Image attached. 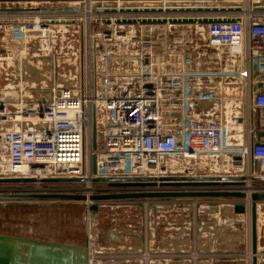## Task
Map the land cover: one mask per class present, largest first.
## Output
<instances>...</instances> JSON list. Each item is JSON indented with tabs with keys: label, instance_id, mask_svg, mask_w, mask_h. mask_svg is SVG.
I'll return each mask as SVG.
<instances>
[{
	"label": "built area",
	"instance_id": "1",
	"mask_svg": "<svg viewBox=\"0 0 264 264\" xmlns=\"http://www.w3.org/2000/svg\"><path fill=\"white\" fill-rule=\"evenodd\" d=\"M183 3L182 0L0 1V8H8L0 10L3 32L0 42L14 45L13 55L17 58L14 82L18 81L8 89L15 93L13 99L0 91V178L84 177L83 191L89 196L109 191V187H96L94 176L153 177L158 173L156 167L161 157L177 155L190 161L205 156L208 164L219 163L222 167L214 166L211 175L187 172L177 176H245L248 179L245 186L209 188L241 189L247 193L245 199H109L98 201L99 210L121 208L125 203H135L133 206L141 208L145 203L156 208L170 199H176L174 205H183L192 199V207L195 211L200 209L199 213L211 208L221 212L220 208L233 209L236 201H242L246 213L237 216L248 220L251 236L250 195L257 189L251 179L264 181V136L259 139L264 129L255 124L256 114L264 109V11L246 14L243 7L237 13L240 19L235 22L208 24L141 23L143 18L193 14L120 11L122 7L162 4L165 8ZM245 4L248 6V0H244ZM230 14L225 12L222 16ZM130 18L137 22H120ZM71 30L72 37L77 33L71 39L74 43H68L70 39L65 37ZM64 53L70 54L73 64L63 65ZM28 55L48 62L45 85L31 87L26 81ZM27 90L46 95L28 99L22 95ZM93 105L97 149L91 148L88 153ZM19 115L24 116L23 120L18 119ZM93 153L97 155L96 175L91 169ZM166 169L161 167L160 171L174 176L168 175ZM37 184L42 188L43 183ZM16 190L0 188V192ZM143 199L146 201L137 202ZM90 204L92 201L86 200V205ZM263 204L264 200L257 201L258 260L264 259V246L259 249V239H264ZM87 237L89 245L90 236ZM110 256L105 252L92 253L89 246L90 264ZM139 256L146 264L187 257L194 261L238 259L232 258L229 251L204 253L197 249L190 254L151 255L147 246ZM241 256L251 264V248Z\"/></svg>",
	"mask_w": 264,
	"mask_h": 264
},
{
	"label": "water",
	"instance_id": "2",
	"mask_svg": "<svg viewBox=\"0 0 264 264\" xmlns=\"http://www.w3.org/2000/svg\"><path fill=\"white\" fill-rule=\"evenodd\" d=\"M19 1V0H0ZM176 1V0H173ZM183 4L177 6L170 4L165 8L159 6H145L138 8L134 6L122 7L121 12H179L192 13V16L182 17H162L143 18L141 23H200L208 24L215 22H235L240 19L237 14L243 10L244 0L240 2H226L221 4L203 3L208 0H182ZM192 1V2H191ZM223 1V0H215ZM196 2V3H195ZM200 4V5H197ZM196 4V5H194ZM248 6L256 11H264V0H248ZM8 8H0L7 10ZM15 10L17 8H10ZM225 12H231L229 16H222ZM199 15V16H198ZM201 15V16H200ZM122 23H136V19H123ZM264 136V132L259 133V139ZM91 148L97 149V120L96 108L92 107V128H91ZM92 173H97V155L93 153L91 157ZM245 176H164L159 180L156 177H118L103 176L92 178L93 182L107 183L109 190L90 194L82 192H72L68 189H17L13 192H0V205H27L31 203L62 204L64 202H81L93 214L99 211L98 201L109 199H131V198H181V197H224L238 200L245 199L247 193L244 190H200L199 186H245L247 185ZM250 180V179H249ZM251 180L263 181L261 178ZM86 178L74 177H52L42 178H0V183H74L85 182ZM177 186V190H158L166 186ZM108 189V188H107ZM156 189V190H155ZM251 264H258V225H257V201L264 200V191H254L251 193ZM92 204L86 205V200ZM235 214H245L246 206L242 201H236L233 205ZM143 238V237H142ZM0 264H90L88 237L84 245L45 241L33 237L0 234Z\"/></svg>",
	"mask_w": 264,
	"mask_h": 264
},
{
	"label": "rangeland",
	"instance_id": "3",
	"mask_svg": "<svg viewBox=\"0 0 264 264\" xmlns=\"http://www.w3.org/2000/svg\"><path fill=\"white\" fill-rule=\"evenodd\" d=\"M196 5V4H194ZM197 5H200L197 3ZM2 29H0V37L3 35V32H1ZM73 30L70 31V33H67L65 37L69 38L70 40L68 43H74L73 40L75 37H77V33L75 32V36L72 37L71 33ZM8 35V34H6ZM5 35V37H6ZM157 36V35H156ZM161 37V36H157ZM60 46H63L62 43H60ZM13 48L14 45L11 43L5 44L0 42V91L2 92L4 90V94L8 96H12V99L16 96L15 93L12 91H8L9 87H12L17 72L14 70L16 67V57L13 55ZM69 55L63 54L62 62L63 65L67 63V65L73 64V60L69 58ZM28 64H30V70L28 69L27 73V79L26 81L30 83V85L33 84V80H36L35 71L33 68V64L40 63V65H43V74L48 71L49 64L48 62L43 58H34L32 59L31 55L26 56ZM41 59V60H40ZM15 64V65H14ZM27 64V66H29ZM23 97L28 99H34L35 97H44L46 94H36L34 92H30L27 90V92H23ZM18 98L21 99L20 95H18ZM209 160L205 158V156L200 157L197 160H184L180 158L177 155H171V156H164L161 157L159 160V169L167 168V174L168 175H183L187 172L193 173L194 175H211L213 173V167L217 166V168L222 167V165L218 164H208ZM192 168L193 171H187V169ZM165 170V169H163ZM220 170V169H219ZM252 184H255L256 190L264 191V182H256L254 181ZM85 183H44L41 185L42 189H68L72 192H82L83 186ZM96 187H108L107 183L104 182H96L94 184ZM1 189H19L22 188L23 190L20 191H26L24 189H33L38 188L37 183H8L3 184L0 183ZM197 189L204 190L209 189L210 186H199L196 187ZM177 190L181 189L177 186H166L158 188V190ZM111 191L113 189H110ZM109 190V191H110ZM156 190V189H155ZM6 192V191H4ZM191 198V197H188ZM163 199H169V198H163ZM175 200L176 199H170L166 205L163 206H146L147 204L144 203V207H135L134 204L125 203L121 204V208H107L103 207L101 208V217L102 221L99 225L97 224V220L93 217V213L88 210L84 203L81 202H64L62 204H46V203H31L27 205H0V234H9V235H16V236H24V237H33L40 240L45 241H54V242H60V243H69V244H75V245H84V242L87 238V235L93 233L94 228L96 229V225L101 228V230L108 231V227L111 225H114L115 222L113 220L115 218H119V221H117V225L122 227L126 223H133V224H139L141 221L142 215L143 217L148 215L150 213V209L155 208V212H163L166 213L168 218H174L175 214L177 213H191L194 214L195 208L192 207V199H187L185 202L182 200L183 203L190 204L191 206H183L186 207L183 210H179L177 206H175ZM178 200V199H177ZM180 200V199H179ZM209 199H204V201H207ZM145 199L139 200L137 202H144ZM131 205V206H129ZM11 206V207H10ZM145 210V208H148ZM222 211V208H220ZM188 210H191L188 212ZM200 210V209H199ZM199 210L196 209V213L199 214ZM263 210H264V204H263ZM214 212V210H212ZM131 216L129 220H127L128 215ZM248 220L245 218L242 222H231L232 227H235L236 229H239V231H235V233H241L243 236L249 237L250 240V225L248 226ZM246 225V227H243V225ZM167 234H171L173 231V220L170 219V221L166 222ZM241 226V227H239ZM245 228V229H244ZM171 232V233H170ZM173 234V233H172ZM105 235V234H104ZM239 234L236 235L234 239L238 240ZM93 236V234H92ZM143 237V236H142ZM145 237V236H144ZM169 237V236H168ZM189 237V236H188ZM168 242L166 243L167 246L170 248H175L176 242L169 237ZM190 238V237H189ZM102 241V238H100ZM144 239V238H143ZM191 242H189V245H192V238H190ZM233 240V239H232ZM263 246H264V239L262 238ZM104 243V241H103ZM186 244V240L183 241L182 246ZM203 244V242L201 243ZM146 245V242L144 243V246ZM232 247H236L238 245V248H243L241 250L232 249L231 253L233 254L232 258H240L242 259L244 256H241L243 253L245 254L249 250V243L245 241L244 244H240L238 241L232 242ZM189 247V246H188ZM238 259V260H240Z\"/></svg>",
	"mask_w": 264,
	"mask_h": 264
},
{
	"label": "crops",
	"instance_id": "4",
	"mask_svg": "<svg viewBox=\"0 0 264 264\" xmlns=\"http://www.w3.org/2000/svg\"><path fill=\"white\" fill-rule=\"evenodd\" d=\"M221 4L223 1H203V3ZM226 2V1H224ZM244 12L246 14L253 13H263L250 10L247 4L244 5ZM27 73L30 70V64L27 66ZM33 68L36 75V80H33V84L29 85L34 87L37 85L46 84V74H43V65L40 63L33 64ZM29 74V73H28ZM27 76V75H26ZM27 78V77H26ZM43 81V83H41ZM255 124L260 128L264 129V109H260L255 116ZM264 139V138H263ZM246 140V137H245ZM264 182V181H256ZM186 204L175 205L179 210H183ZM186 206H191L187 204ZM155 208L150 209V213L145 217L141 218L139 224L126 223L124 226L120 227L117 225L119 218H115L113 222L114 225L110 224L108 231L105 232L104 228L101 230L100 227L96 225V229L93 230V236L90 237V249L92 253H108L112 254V257L102 258L99 261H94L93 264H146L140 260L139 254L144 250V243L146 242L145 248L147 246L148 252L151 255L157 253H163L164 256L168 253H192L195 249L198 252H211V251H229L234 249L241 250L243 248L232 247V242L238 241L240 244H244L245 241L249 243V248H251V236L246 237L241 233H235L239 231L235 227H232L231 222H242L243 218L237 216L233 212V209L225 206L222 208L221 212H212L211 209H207L199 214L191 213H177L174 218H168L166 213L155 212ZM101 209L93 214L94 218L97 220L99 225L102 221ZM191 210H188V212ZM128 215V214H127ZM131 216H127V220L131 219ZM173 220V231L171 234H167L166 222ZM243 223V222H242ZM241 227V226H239ZM243 227H246L244 224ZM245 229V228H244ZM264 231V229H263ZM105 234V235H104ZM239 234L238 240L234 239L236 235ZM260 235V234H259ZM90 236V234H89ZM143 236V238H142ZM145 236V237H144ZM176 242L175 248H170L166 245L169 237ZM192 238V245H189ZM102 238V241L101 239ZM233 239V240H232ZM186 240V244L182 246L183 241ZM259 249H261L263 242L261 238L259 239ZM104 241V243H103ZM203 242V244H201ZM85 243V242H84ZM189 246V247H188ZM135 254L137 256L135 257ZM240 259V258H238ZM238 259H201L194 261L193 258H172L170 260H162L155 262V264H247L244 258ZM258 264H264V259H259Z\"/></svg>",
	"mask_w": 264,
	"mask_h": 264
},
{
	"label": "bare ground",
	"instance_id": "5",
	"mask_svg": "<svg viewBox=\"0 0 264 264\" xmlns=\"http://www.w3.org/2000/svg\"><path fill=\"white\" fill-rule=\"evenodd\" d=\"M23 118H24V116H18V119H22L23 120ZM28 118H32V116L30 115V116H28ZM37 120V119H36ZM42 122H43V119H40ZM87 150H88V153H90V151H91V147H89V144H88V147H87ZM155 167V166H154ZM159 167V166H158ZM158 167H156V169H158V173H156V175L154 176V177H156V179H160V178H162V177H164V176H166L165 174H164V171H160V169L158 168ZM11 207V206H10ZM248 222V221H247ZM250 232V231H249ZM91 237V236H90ZM91 240V239H90Z\"/></svg>",
	"mask_w": 264,
	"mask_h": 264
}]
</instances>
